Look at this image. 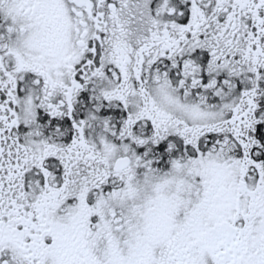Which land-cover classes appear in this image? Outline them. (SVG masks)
Returning <instances> with one entry per match:
<instances>
[{"label": "snow or ice", "instance_id": "snow-or-ice-1", "mask_svg": "<svg viewBox=\"0 0 264 264\" xmlns=\"http://www.w3.org/2000/svg\"><path fill=\"white\" fill-rule=\"evenodd\" d=\"M0 264H264V0H0Z\"/></svg>", "mask_w": 264, "mask_h": 264}]
</instances>
